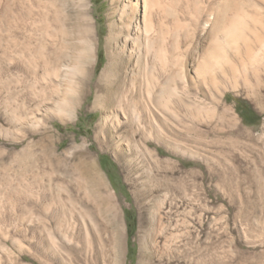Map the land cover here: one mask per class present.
Here are the masks:
<instances>
[{
  "label": "rangeland",
  "instance_id": "obj_1",
  "mask_svg": "<svg viewBox=\"0 0 264 264\" xmlns=\"http://www.w3.org/2000/svg\"><path fill=\"white\" fill-rule=\"evenodd\" d=\"M165 1L167 111L142 90L134 133L131 44L110 39L141 12L0 0V264H264V0Z\"/></svg>",
  "mask_w": 264,
  "mask_h": 264
},
{
  "label": "bare ground",
  "instance_id": "obj_2",
  "mask_svg": "<svg viewBox=\"0 0 264 264\" xmlns=\"http://www.w3.org/2000/svg\"><path fill=\"white\" fill-rule=\"evenodd\" d=\"M162 2H163V0L161 2L158 1V0H123V1H121V0H115V2H114V4L115 3L117 4L115 11H116V13L119 14V19L118 18L117 19L120 20V21L121 20H124L127 17V16L126 17H124V16L127 15V14H129V16L131 15V17H129V18L132 19V18L135 17V15L138 12H141L142 13V15H141V26L142 27L141 28L138 27V25L136 24L137 22L134 21V19H133V20L129 21V24L127 26L125 25L124 28H122L123 25H124L123 24L122 27H121L122 29H120V28H119V30L117 29L116 35H112V36L110 35L111 36V39L110 40H113L114 42H116V44H117V40L119 38V35L124 36L123 37V44L120 45V47H122L121 48V51L118 52L117 55H119V53L125 52L127 50V44L128 43L131 44L130 45L131 47H129L130 50H128V52H129V55L128 56L134 58V60H133L134 61V66L133 67H134V72H135V76L136 77L132 78L133 79L132 80V86L133 87H136L135 89H136V93L137 94L135 93L134 95L133 94H131V95H128V94L127 95H124V93L122 92L121 95L120 96L118 95L117 97H119V100H118V104L119 105L118 106L121 107L122 105H124V106H127L128 107L129 105H131V107H133V108H131V110H132V112H133L132 114L134 116H135V114H137L136 113L138 111L137 110L138 109L137 107L142 104L141 103L142 98L140 99V97H139V95H142V93H143L142 90L143 91L146 90V93H147V96H148L147 98H148V101H149L150 106L153 105V106H155L160 111H164V112L167 111V106L165 105L166 104V101H165V97H166L165 96L166 95V89H165L166 81H164L163 78H162L163 75H164L163 72H164V68H165V65H166L165 62H164V59H165L164 58V55L166 54V50L162 46V44H163L162 42L164 41V34L162 33V28L164 26V23H163V26H162V24H159L160 27L157 26V28L154 29V15H156V13L154 14V12L156 11V9L158 11L159 10L162 11V13L164 12V14H165V11L163 9L164 6L161 7V3ZM165 2H168V1L166 0ZM162 4H164V3H162ZM80 16H81L82 23L84 25V29L85 30H83V31H84L85 36L87 38L88 37L89 38H92L94 36L93 17L89 14L88 3H86V2L84 3L83 12H82V14ZM159 16H160L159 14L156 16V19L157 20L160 19ZM161 19H162V16H161ZM132 24L136 28L133 37L130 36V32H129V30L131 29L130 27L133 26ZM115 25L116 26H114V27H117L118 26L117 24H115ZM112 28H113V26H112ZM112 28L110 30H112ZM115 29L116 28H114V30ZM231 29L228 30V32L226 33L227 36H228V38H234V35H235V33L233 31L234 29L233 30H231ZM114 30H112V31H114ZM152 30H154L155 33L153 35H150V33L152 32ZM130 37H132V39H130ZM130 40H131V42H130ZM158 42H160V45H157ZM116 47H117V45H116ZM117 57H119V56H117ZM148 57H151V59H150L151 61L150 62L149 61L147 62V58ZM118 65L119 64L117 62L116 63V74H118V72L120 70V66H118ZM145 75L147 76V80H146L145 83H143L141 79ZM121 86L122 85L120 84V82H118L116 88L117 89H120ZM173 86H175V85H173ZM44 95L45 94H43L42 96H44ZM117 97L115 95V98L114 99H116ZM104 102L98 103V108L102 109L103 114H104L103 117L101 118L99 124H98V127H97L99 130H102L103 127H104V124L106 122H108V116L105 113L106 112V109L105 108H107L106 106H108L110 103L109 104L107 103L108 105L105 106ZM145 103H146V101H145ZM141 109L143 110V108H141ZM110 110L108 109V111H110ZM147 112H148V118L146 119V121H147V129H148V132L150 134L151 133L153 134L154 139H156L157 141L158 140L160 141L164 137L162 135L163 133L159 129V126L157 125V122H159V124H162L164 118L162 119L161 115H159V114H158V116H155L154 115V112L150 111V109H148V108H147ZM127 113H129V112H127ZM109 116H110V114H109ZM125 116H126V114H125ZM113 117L115 118V121H116L117 120L116 119L117 118V115L114 114ZM140 117L141 116H139V113L135 117H133V120L135 122H137V126H138L134 130V133H136L137 131H140V129L138 130V128H140V125H138V124H140ZM109 120H110V118H109ZM111 121H114V120L111 119ZM114 124H116V123H114ZM160 143H161V141H160ZM166 143H167V141H166ZM144 151H145V153H148L149 156H153L152 152H149L146 149H144Z\"/></svg>",
  "mask_w": 264,
  "mask_h": 264
}]
</instances>
